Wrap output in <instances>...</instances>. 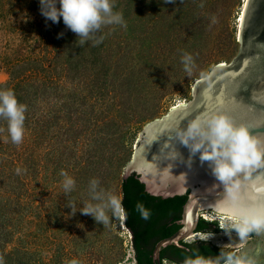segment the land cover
<instances>
[{"label": "rangeland", "instance_id": "1", "mask_svg": "<svg viewBox=\"0 0 264 264\" xmlns=\"http://www.w3.org/2000/svg\"><path fill=\"white\" fill-rule=\"evenodd\" d=\"M113 3V10L122 13L126 26L103 25L81 43L62 17L53 23L41 14L39 0H0V84L11 80L10 73L18 62L44 55V47L52 39L57 42L49 49L70 63L71 69L70 74H63L64 82L54 91L55 97L47 93L50 96L45 106L37 112L44 120L54 121L50 126L42 124L43 142L29 141L39 149L35 163L30 164L31 158L25 155L21 184L5 182L12 197L8 210L13 211L8 212L9 228L1 234L0 243L4 242V250L10 253L8 264H69L72 259L80 264H135L123 215L108 209L110 219L101 223L79 210L72 214L68 205L75 202L79 209L83 204L97 203L89 193L93 178L99 181V189L121 196L124 168L144 127L179 102H190L195 82L215 66L231 63L239 51L244 0ZM185 53L193 57L190 73L182 62ZM86 66V78L81 77L87 79L84 84L74 72ZM96 72L101 86L90 90V78ZM91 92L96 93L93 98H89ZM72 118L77 119L75 124L89 119L91 126L80 134L69 132ZM62 171L76 181L70 193L62 187ZM15 196L20 197L19 207ZM200 217L216 222L218 232L200 233L186 243L208 242L264 264V231L250 233L241 241L235 229H222V218L228 217L208 212ZM208 235L209 240L201 237Z\"/></svg>", "mask_w": 264, "mask_h": 264}, {"label": "water", "instance_id": "2", "mask_svg": "<svg viewBox=\"0 0 264 264\" xmlns=\"http://www.w3.org/2000/svg\"><path fill=\"white\" fill-rule=\"evenodd\" d=\"M242 15L236 57L228 65L215 66L206 77L197 80L192 99L186 105L176 106L148 123L124 168L123 179L135 174L151 196L168 199L188 195L181 228L154 248L156 264H161V249L171 245L182 248L180 242L200 234L197 231L200 213L237 219L239 211L226 206V189L213 174L212 162L202 161L200 152L192 153L176 137L175 130L186 128L193 119L222 113L234 125L248 128L250 135L264 141V0H248ZM238 176L241 207L264 206V191H256L264 188V166L249 176L244 177L243 172ZM221 249L232 253L231 249Z\"/></svg>", "mask_w": 264, "mask_h": 264}, {"label": "clouds", "instance_id": "3", "mask_svg": "<svg viewBox=\"0 0 264 264\" xmlns=\"http://www.w3.org/2000/svg\"><path fill=\"white\" fill-rule=\"evenodd\" d=\"M174 2V0H166ZM41 14L53 23H63L72 32L76 33L81 43H86L98 33L103 25L126 26L122 13L113 10V0H39ZM59 4V7L56 5ZM58 35H62L58 34ZM102 37L96 40L99 43ZM186 72L193 68V57L189 53L182 56ZM27 105L20 103L14 90L0 89V118L7 120V132L15 144H20L25 135V112ZM175 135L179 141L189 147L192 153L200 152L202 161L212 162V172L223 183L226 189V206L239 209L236 222L225 224L222 229H235L239 240H245L250 233L264 231V206L241 207V179L238 174L243 172L244 177L259 167L264 166V141L259 137L249 134L248 128L237 127L222 113H213L203 119L196 118L187 123L186 128H177ZM20 169H17L19 172ZM63 176L62 187L65 193H70L76 184L75 179L67 172ZM99 181L95 178L89 182L91 200L77 208L75 202L68 205L71 213L79 210L82 214L91 215L96 221L105 223L110 217L107 210L113 214L126 217L127 212L123 206L122 195L106 192L98 188ZM256 191H264L257 188ZM136 209L143 219H148L150 210L142 203H137ZM209 235L206 237L208 239ZM205 239V240H206ZM257 264L254 257L248 255L235 256L221 253L217 258H208L203 255L186 257L184 264ZM0 264H4L0 258ZM69 264H80L77 259H72Z\"/></svg>", "mask_w": 264, "mask_h": 264}, {"label": "trees", "instance_id": "4", "mask_svg": "<svg viewBox=\"0 0 264 264\" xmlns=\"http://www.w3.org/2000/svg\"><path fill=\"white\" fill-rule=\"evenodd\" d=\"M55 40L57 42V39H52V43H49L48 46H43L45 54L41 57L24 59L14 65V68L18 70L13 72L15 69H12L10 73L11 80L5 84H0V89L10 88L14 90L18 101L27 105L24 125L25 135L20 144H15L11 141L7 132V120L6 118H0V237L3 231L9 228L8 212L13 211V209L8 210V199H12V197H9L5 182L8 179L12 180L13 184H21L23 180V157L25 155H29L31 158L30 164L35 163V154L39 149L36 148L35 144L32 146L29 141L33 139L34 142H43L45 137L43 138L42 136L45 133V126H42V124L50 126L54 121L53 118L44 120L37 112H40L41 108L45 106L47 97L50 95L55 97L56 93L54 91L62 86L64 75L70 74L71 71L70 63H67L61 57L58 58L54 50L49 49L50 44H54L55 47ZM58 48H61L60 45H58ZM84 72H88V66L82 71L76 70L74 75L79 78L80 82L85 84L87 79L81 78L82 76L86 78ZM99 78L100 75L97 72L90 78V90L96 86L97 88L101 86ZM48 89L52 91H46ZM42 90L45 92L44 94ZM46 94L47 96H44ZM95 95L96 93L91 92L89 98H93ZM82 98L85 99L87 96ZM102 101H104V94H101ZM83 102L85 101L80 100V103ZM79 117L83 118L81 115ZM74 120L77 119H71L73 123L69 132L80 134L91 126L89 125L91 124L89 119L84 124H75L76 121ZM55 155L54 153V157ZM17 169H20V171L17 172ZM121 193L123 206L127 212L126 217L123 215V224L131 234L135 264H156L153 260L154 248L158 242L173 236L181 228L180 221L188 195L175 196L168 199L151 196L145 191V186L139 182L135 174L122 179ZM14 200L15 202L17 200L15 205L21 206L19 205V196H15ZM137 203H142L145 208L150 210L148 219L141 217L136 209ZM18 213L21 214L19 211ZM16 228V230H20L19 227ZM197 231L200 233L218 232V225L216 222H210L200 217ZM180 244L182 248L171 245L161 249L160 263L184 264L186 257L194 255L217 258L221 253L232 254L230 251L204 242H180ZM4 247H6L5 243H0V258H3L4 264H8L7 260L11 259L10 253H7ZM221 264H223L222 258Z\"/></svg>", "mask_w": 264, "mask_h": 264}, {"label": "bare ground", "instance_id": "5", "mask_svg": "<svg viewBox=\"0 0 264 264\" xmlns=\"http://www.w3.org/2000/svg\"><path fill=\"white\" fill-rule=\"evenodd\" d=\"M246 0H244V6H243V10H244V8H245V6H246ZM242 17H243V15L240 17V25H241V22H242ZM221 65H225L224 63H222ZM184 104H178L177 105V107H179V106H183ZM175 108V107H174ZM210 215V214H209ZM236 222V219H234V218H230V217H228V218H222V227L225 225V224H228V223H235ZM224 230V229H223ZM200 234H198V235H195V237H197V236H199ZM202 238H205L206 239V236H201ZM192 240V239H191ZM209 240V239H208Z\"/></svg>", "mask_w": 264, "mask_h": 264}, {"label": "built area", "instance_id": "6", "mask_svg": "<svg viewBox=\"0 0 264 264\" xmlns=\"http://www.w3.org/2000/svg\"><path fill=\"white\" fill-rule=\"evenodd\" d=\"M184 103H185V101H183V102H179L178 104H184ZM178 104H177V105H178ZM202 218H203V217H202ZM204 220H206V219H204Z\"/></svg>", "mask_w": 264, "mask_h": 264}, {"label": "snow or ice", "instance_id": "7", "mask_svg": "<svg viewBox=\"0 0 264 264\" xmlns=\"http://www.w3.org/2000/svg\"><path fill=\"white\" fill-rule=\"evenodd\" d=\"M246 2H248V0H246Z\"/></svg>", "mask_w": 264, "mask_h": 264}]
</instances>
